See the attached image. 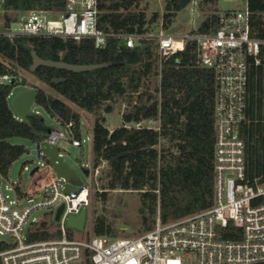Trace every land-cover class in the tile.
I'll return each mask as SVG.
<instances>
[{"label": "trees", "instance_id": "trees-1", "mask_svg": "<svg viewBox=\"0 0 264 264\" xmlns=\"http://www.w3.org/2000/svg\"><path fill=\"white\" fill-rule=\"evenodd\" d=\"M194 1L165 0L161 18L159 13L147 12L144 0H99L98 27L106 33H145L161 18L164 29L169 30L177 15ZM65 6L66 0H4L0 4V30H9L17 17L28 12L61 13ZM200 9L207 16L196 32L207 33L219 12L218 0H202ZM248 11L252 25L264 38V0H248ZM33 52L46 61L108 67L85 73L41 67L31 73ZM261 57V65L250 69L247 120L240 127L245 143V180L253 186L264 184V49ZM20 71L31 73L64 100L30 84L21 78ZM3 76L11 78L10 83L0 84L3 180L10 181L14 163L29 153L24 145L10 140L21 138L37 144L50 131L36 112L28 123L16 115L10 100L15 88L21 86L35 89L36 108L62 126L73 123L79 141L81 115L67 102L93 116L92 165L94 170L103 164L108 167L101 179L105 181L102 192L97 196L105 205L110 192L137 193L140 223L132 224L134 229L152 230L158 213L162 223H168L213 206L216 81L213 71L197 64L195 43L186 42L183 49L168 52L162 58L160 72L159 47L154 40L128 48L111 39L105 48L97 49L90 39L77 42L58 37H19L10 41L0 37ZM54 79L64 81L54 84ZM116 110L121 111L123 125L109 130L106 115ZM44 161L49 165L47 158ZM52 229L53 224L45 220L35 226L29 240L58 239L59 233ZM93 235L119 237L115 220L103 215L94 217ZM223 239L239 241L241 230L229 224ZM9 247L0 241V253Z\"/></svg>", "mask_w": 264, "mask_h": 264}, {"label": "built area", "instance_id": "built-area-1", "mask_svg": "<svg viewBox=\"0 0 264 264\" xmlns=\"http://www.w3.org/2000/svg\"><path fill=\"white\" fill-rule=\"evenodd\" d=\"M227 1L241 2V7L219 12L207 33H197V29L180 37L165 34L163 24L160 32L106 33L98 27L99 0H66L61 13L31 11L9 30H0V37L10 41L19 37L90 39L97 49L105 48L111 39L128 48L154 40L159 47L160 72L168 52L193 42L197 64L213 71L216 81L215 189L210 209L168 223H162L158 213L153 229L135 236L78 239L74 232L78 230L67 222L89 207V188L67 192L66 182L41 156L26 189L0 177V241L10 245L0 253L2 264H264V184L246 182L245 143L240 136L247 120L250 69L263 61L264 38L251 23L248 0ZM6 82H11L9 76L0 77V84ZM60 126L64 131L52 129L36 145L58 147L57 141L68 138L73 146H82L73 123ZM24 171H29L28 166ZM37 197L41 202L35 203ZM60 207L63 211L55 221ZM40 211L45 214L39 219L35 215ZM45 220L60 237L31 242L35 226ZM229 224L241 230V240L223 239Z\"/></svg>", "mask_w": 264, "mask_h": 264}, {"label": "rangeland", "instance_id": "rangeland-1", "mask_svg": "<svg viewBox=\"0 0 264 264\" xmlns=\"http://www.w3.org/2000/svg\"><path fill=\"white\" fill-rule=\"evenodd\" d=\"M201 1L202 0H195L187 8L181 11L177 15L176 21L172 27L169 30H164V33L180 37L193 33L199 29L207 16V13H204L200 9ZM144 4L148 6L147 12L150 15L153 13H159L160 17L162 18L165 0H144ZM239 7H241V2L233 3L227 0H218L219 12L236 9ZM20 18L21 16L17 17L18 20ZM161 18L160 21L152 28L155 32L161 31ZM20 76L21 78H25L32 85L42 87L50 96L63 99L48 86L40 83L31 73L20 71ZM31 89L35 90L29 87H16L10 100L11 106L13 100L18 94ZM67 104L71 109L75 110L81 115V136L83 144L81 147H75L68 138L67 140H59L57 141V146L60 149L59 154L63 159L64 164L68 168L72 169L77 176L76 179H73L70 182V189L74 192H78L83 186H87L90 191L89 207L86 208V221L84 228L81 231H74L76 237L78 239H85L93 236V219L97 215H103L107 218L114 219L115 228L119 234V237L135 236L145 233V231H142L139 227L134 229L132 226V224L139 225L140 223L139 208L141 206V202L137 193H124L121 191L110 192L108 202L105 205L101 198L97 196L98 192H102V185L105 181H102L101 179L103 178L108 167L106 164H103L99 168V173L96 175V170H94L92 165V133L94 118L92 115L78 109L73 104L69 102H67ZM32 111L39 112V115L43 118L46 126L50 128L56 127L57 129L64 131V129L50 116H48L46 112L36 108L34 104ZM148 124L150 126H154V123L152 122ZM105 125L109 130L121 127L123 125L121 111L116 110L114 113L106 115ZM10 142L12 144L24 145L29 151L27 155L23 156L20 160L14 163L10 177L11 182H18L21 188L26 189L31 180V171L40 166L37 145L36 143H32L21 138H14L10 140ZM25 165L28 166L29 171H24L23 167ZM62 191H64V189H62ZM39 202H41V197H37L35 199V203ZM44 214L45 213L43 211H40L35 216L40 219L43 218Z\"/></svg>", "mask_w": 264, "mask_h": 264}, {"label": "water", "instance_id": "water-1", "mask_svg": "<svg viewBox=\"0 0 264 264\" xmlns=\"http://www.w3.org/2000/svg\"><path fill=\"white\" fill-rule=\"evenodd\" d=\"M32 56H33V65L30 69L31 73L35 72L37 69L41 67L54 68V69L73 72V73L91 72L108 67V65L80 66V65H70L64 62L46 61L41 59L35 52H33ZM63 81H64L63 79H54L52 83L59 84ZM35 96H36V91L31 89L18 94L13 100L12 108L21 121L28 123L29 118L34 115V112L32 111V107L34 104ZM37 151L39 158L41 156H44V158L48 159L49 165L53 168L54 172L66 182V191L70 192L71 189L69 187V184L73 179H76L77 176L72 169L68 168L64 164L63 159L59 154L60 149L58 147H50L48 144L43 143L41 146H37ZM36 170L37 169H35L32 172V174H34ZM62 211H63V207H60L56 213L55 221H59ZM85 220H86V210H82L78 216L70 217L67 222V225L70 228L81 231L84 228Z\"/></svg>", "mask_w": 264, "mask_h": 264}, {"label": "crops", "instance_id": "crops-1", "mask_svg": "<svg viewBox=\"0 0 264 264\" xmlns=\"http://www.w3.org/2000/svg\"><path fill=\"white\" fill-rule=\"evenodd\" d=\"M53 120L59 125V123L55 119H53ZM52 129H57V128L56 127H51L50 130H52ZM52 176H55V175H53V173H52Z\"/></svg>", "mask_w": 264, "mask_h": 264}]
</instances>
